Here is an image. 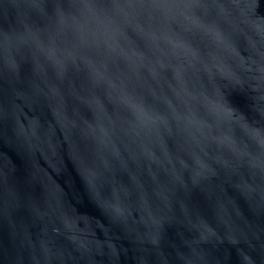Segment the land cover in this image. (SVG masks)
I'll list each match as a JSON object with an SVG mask.
<instances>
[{"label": "water", "instance_id": "obj_1", "mask_svg": "<svg viewBox=\"0 0 264 264\" xmlns=\"http://www.w3.org/2000/svg\"><path fill=\"white\" fill-rule=\"evenodd\" d=\"M0 264H264V0H0Z\"/></svg>", "mask_w": 264, "mask_h": 264}]
</instances>
